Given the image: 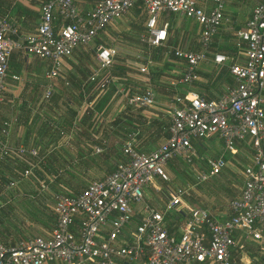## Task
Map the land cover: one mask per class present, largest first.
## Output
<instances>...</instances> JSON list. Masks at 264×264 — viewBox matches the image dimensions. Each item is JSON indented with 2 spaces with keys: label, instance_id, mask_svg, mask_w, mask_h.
Here are the masks:
<instances>
[{
  "label": "built area",
  "instance_id": "obj_1",
  "mask_svg": "<svg viewBox=\"0 0 264 264\" xmlns=\"http://www.w3.org/2000/svg\"><path fill=\"white\" fill-rule=\"evenodd\" d=\"M140 1L147 14L146 35L141 41L151 47L164 46L169 23L166 14L192 19L199 28L198 50L174 47L173 55L184 68L176 84L198 80L197 68L210 55L214 63L226 65L235 84L216 99L193 92L175 93L167 108L169 135L155 149L139 151L130 135L122 146L124 160L104 177L92 180L79 192H58L52 196L53 227L41 235L0 243V264H119L146 258V264H232L231 248L235 234L262 240L264 226V0H258L242 29L235 36L237 53H212L215 35L227 21L226 0H98L82 14L76 0H46L40 8V21L33 31L20 33L18 24L0 17V105L6 90L9 59L15 50L46 59L51 95L53 80L62 78V61L80 45H91L96 36L124 17ZM95 66L89 76L103 93L117 77L111 72L117 54L113 44L94 46ZM149 62L138 70L149 74ZM145 89L128 97L139 108L156 104L149 79ZM10 122L2 121L0 131L7 136ZM218 138L223 153L206 159L205 169L195 168L194 183L167 189L164 206L158 210L145 200V189L160 188L158 180L168 181L170 163L194 165V141ZM248 143L252 157L243 167V186L229 201L223 216L203 207H189L185 198L193 185L205 182L226 166L224 153L236 154L238 145ZM99 151V149H97ZM13 153L38 156L35 149L12 148L0 139V163ZM35 164L19 171L4 189L16 188L19 181L34 176ZM40 189L47 182L38 180ZM182 212L183 225L170 229L167 215Z\"/></svg>",
  "mask_w": 264,
  "mask_h": 264
},
{
  "label": "crops",
  "instance_id": "obj_2",
  "mask_svg": "<svg viewBox=\"0 0 264 264\" xmlns=\"http://www.w3.org/2000/svg\"><path fill=\"white\" fill-rule=\"evenodd\" d=\"M45 1L0 0V17L11 18L18 24L20 33H28L39 24L40 8ZM97 1L76 0V3L79 11L82 14H87ZM257 1L226 0L225 16L227 21L213 39L212 53L228 54L230 47L236 49L232 52L233 54L237 53L235 33L245 26ZM161 20H166L169 23L165 45L151 47L141 41V37L146 35L147 31V14L142 3L138 1L124 17L98 34L91 45H80L70 57L63 59L61 70L63 77L53 80L54 87L48 98L45 96L49 83V79L46 77L49 69L48 60L29 55L23 50H15L9 59L6 90L0 105V128L4 120L9 121L10 125L7 136H3L0 131V139L6 141L15 150L20 146L26 149H35L38 156H32L29 153L23 155L13 153L2 164L0 163V176L15 177L19 171L28 167V163H31L36 166L33 168L34 176L31 177L30 187L38 188V194L40 192L48 194V188L43 191L40 189L38 180H44L48 185H51L53 188L51 198L58 192H79L90 181L104 177L114 169L118 162L124 160L122 146L130 135L135 138L139 151H151L149 147H140V143L143 138L148 136L146 133L152 134V136L158 133L159 127L156 124L166 116L164 112L167 114V108L175 93L185 94L188 91L207 99H216L228 87L235 84L226 65L214 63L211 55L209 59L199 64L197 68L198 80L189 85L176 84L184 64L171 53L172 49L179 45L173 37L169 38L174 30L181 29L182 32L193 36L194 39L193 41L190 39L184 41L180 47L198 50L200 48L199 28L194 20L186 18L185 21L189 20V22H180L179 16L174 14L163 15ZM108 40L120 41L122 46L121 64L125 72L122 73V78L117 77L122 85V93H119L117 87L118 95L113 96L103 110L98 112L94 109V105L102 94L99 93V90L90 87L92 82L89 81V76L96 63L95 44L98 42L108 45ZM149 62L151 65L148 67L149 74L146 76L138 70V66L146 65ZM85 66L89 67V70L86 75H83L84 72L81 74V70ZM146 78L149 79L155 91L156 104L149 108H139L129 104V96L145 89L148 84ZM120 112L123 114L122 122H115L113 127L110 124L107 125L108 118L111 116V119H114V116ZM108 128L112 130L109 131ZM153 128H155L154 132ZM111 133L116 134L118 139L112 137ZM165 137L164 135L162 139L164 140ZM216 139L218 140V138ZM203 143L204 141H200L197 144L203 145L201 149L205 150ZM237 147L236 154L224 153L227 161L224 169H227L228 173L230 172L234 176L239 175L242 178V183L238 187V195L243 186V169L239 170L232 160L237 161L243 150L252 151V149L248 143L239 144ZM222 153L221 148L217 156ZM247 157L251 160L252 155ZM21 160L26 162L23 167H20L19 164ZM205 163L206 159L203 166L198 168L205 169ZM148 189L150 187L145 189V200L154 208L162 210L165 200L162 207L149 202L146 194ZM153 190L160 191L156 188ZM27 192L21 187L4 189L0 185V243L15 245L22 239L44 234L53 227L55 216L52 205L49 207L52 221H47L43 217H34V220L31 221L30 218L27 219L26 214H23L25 205L18 204L16 207L17 202L22 203L19 201L23 200L22 196L28 194ZM224 212V210L219 211L215 215L223 216ZM17 214L23 216L21 222L39 223V226L35 231L26 232L23 223L14 220L13 217H16ZM184 219V213L173 212L167 217V222L173 224L171 227L179 232ZM257 227L263 232L262 240L247 237L246 232L243 231H238L235 234L236 243L231 248L232 264H264V226L258 225ZM139 260L146 264L145 257ZM119 264L131 263L119 261Z\"/></svg>",
  "mask_w": 264,
  "mask_h": 264
},
{
  "label": "rangeland",
  "instance_id": "obj_3",
  "mask_svg": "<svg viewBox=\"0 0 264 264\" xmlns=\"http://www.w3.org/2000/svg\"><path fill=\"white\" fill-rule=\"evenodd\" d=\"M179 19H180V22H182V21H185L186 18L179 17ZM185 22H189V20H186ZM172 37L174 38V41L179 45V47L184 41L189 40V39L193 41L194 39L193 36L187 35V33L185 34L184 32L181 31V29H179L178 31L174 30L169 39H171ZM126 38L129 39L130 37H126ZM107 43L113 44V46L116 48V51H117V54L114 57V66L115 65L121 66L122 65L121 64L122 63V46H121L120 41L116 40L115 42V41L108 40ZM113 69H114L113 75L116 77L122 78V74L121 75L117 74L118 69L116 67H113ZM88 70H89V67L85 66L84 69L81 70V74L82 72H84L83 75H86ZM118 79L119 78H117V82H118L117 86L119 89V93H122L121 92L122 85H120V82ZM115 88L117 89V87ZM116 95H118L117 92L114 94V96ZM122 115H123L122 112H120L117 116H114V119L113 118L111 119V116H110L108 118L107 125L110 124L113 127L115 122L121 123ZM164 115L167 116V117L165 116L164 119L168 120V115L165 112H164ZM105 130L107 131V129ZM108 130L110 131L112 129L108 128ZM154 130L155 128H153V132ZM164 131L165 130L163 129L158 130V133H156V135H153V136L152 134L146 133V135L148 136L146 138H143V141L140 143V147L141 146L142 148L149 147L151 150H153V147L157 146V144L162 142L163 140L162 138L165 135ZM111 136L118 139L116 134L111 133ZM203 141H204L203 144L205 145V148H206L205 150L199 149L197 142L196 141L193 142L196 148V153H197V156L194 158L195 166L184 163L183 161L174 162V163L169 164L167 167V170L170 176V180L156 182L157 186L160 188L159 192H155L153 188L151 187L150 189L146 191V194L148 196L147 199L149 200V202L154 203L158 207H162L166 194H168L167 189H174L178 186H185L187 184L192 185L194 183L195 168L203 166L205 159H208L209 157L217 156L222 148L221 142L217 140L216 138L206 139ZM251 153L252 151L250 150L248 151L243 150V152L240 154L237 161L232 160V162L235 163L236 167H238L239 170H242L244 167L243 165H246L249 163L250 159L247 156L248 155L251 156L252 155ZM19 164H20V167H23L22 165L24 164V161L21 160ZM30 183H31V178H27V179H24L18 182L16 187H21L23 189H26L28 191L27 192L28 194L22 196L23 200L20 199L19 201L22 203L17 202L16 207H18V204L25 205L24 207L25 210H23L25 211V213L23 214H26L25 216L27 217V219L30 218L31 221L34 220L33 219L34 217L35 218L43 217L47 221L51 220L52 214H51L49 207L53 204V199L51 198V193H52L53 188H51V185L47 184L48 194L41 193V192L38 194V191H37L38 188L37 189L36 187L31 188ZM241 183H242V178L239 175L234 176L230 172L228 173L227 169H224V171L220 175L213 176L209 178L208 180H206L205 182H201L200 184L193 185L192 189L189 190V194L186 196V199L184 201L189 207H193V206L205 207L214 214L218 213L219 211H223V210L226 211V209L228 208L229 201L234 196L237 195L238 187L241 185ZM13 218L16 222L18 221L19 223H23L25 231L29 233L31 231H35L36 228L39 226V223H30L27 221L21 222L20 220L23 218L21 214L20 215L17 214V216ZM130 263L131 264H144V262L139 259L137 261H131Z\"/></svg>",
  "mask_w": 264,
  "mask_h": 264
},
{
  "label": "trees",
  "instance_id": "obj_4",
  "mask_svg": "<svg viewBox=\"0 0 264 264\" xmlns=\"http://www.w3.org/2000/svg\"><path fill=\"white\" fill-rule=\"evenodd\" d=\"M235 50H236L235 47H230V51H229L228 54H230V55L233 54L232 52H234ZM171 53L173 54V51ZM113 67H116L118 69V71H117L118 73L117 74H119V75H121L123 72H125V69L123 68L122 65L121 66H119V65H115L114 66V64H113L112 67H111V72L112 73L114 72ZM90 87H92L94 89H97V81L92 82ZM116 91H117V89L113 85L110 84L108 89L106 91H104L103 93H101L102 95H100V98L96 101V103L94 105V109L96 111L98 110V112L102 111L103 108L105 107V105L107 104V102L111 100L112 96H114ZM156 122H158V121H156ZM156 125H157V127H159V130H161V129L165 130L164 131L165 136L168 137V135H169L168 129H169V126H170V121L167 120V119H161V120H159L158 124H156ZM198 147H199V149H201L203 147V145L199 144ZM22 166H25V163ZM8 180H9L8 176L7 177L3 176V175L0 176V181L7 182ZM167 217H169V215H167L166 218ZM51 221H52V219H51ZM172 225L173 224H169V222H168V226L170 227V229L175 230V228L171 227Z\"/></svg>",
  "mask_w": 264,
  "mask_h": 264
}]
</instances>
